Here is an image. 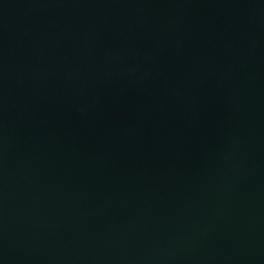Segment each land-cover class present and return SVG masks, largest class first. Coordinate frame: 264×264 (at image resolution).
<instances>
[{
	"label": "water",
	"instance_id": "95a60500",
	"mask_svg": "<svg viewBox=\"0 0 264 264\" xmlns=\"http://www.w3.org/2000/svg\"><path fill=\"white\" fill-rule=\"evenodd\" d=\"M0 264H264V0H0Z\"/></svg>",
	"mask_w": 264,
	"mask_h": 264
}]
</instances>
